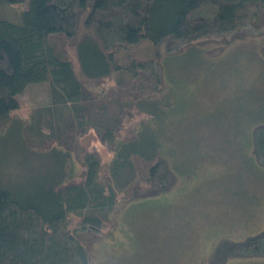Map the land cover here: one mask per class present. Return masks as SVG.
Listing matches in <instances>:
<instances>
[{"label":"trees","instance_id":"16d2710c","mask_svg":"<svg viewBox=\"0 0 264 264\" xmlns=\"http://www.w3.org/2000/svg\"><path fill=\"white\" fill-rule=\"evenodd\" d=\"M260 36L264 0H26L18 21L0 19V139L17 128L9 140L17 159L48 169L18 187L0 179V264H91L79 232L101 234L118 202L161 195L186 173L163 150L170 61L204 42L217 45L202 60L205 51L215 57L238 38ZM144 42L148 57L121 54ZM110 77L115 88L105 83ZM44 81L49 104L23 122L16 95ZM262 89L256 101L264 104ZM125 121L129 134L120 136ZM89 129L113 151L104 169L99 154L79 143ZM249 136L252 159L264 167V121ZM70 214L78 217L71 228ZM255 257L264 258V225L242 240L221 238L210 264Z\"/></svg>","mask_w":264,"mask_h":264},{"label":"rangeland","instance_id":"374dc122","mask_svg":"<svg viewBox=\"0 0 264 264\" xmlns=\"http://www.w3.org/2000/svg\"><path fill=\"white\" fill-rule=\"evenodd\" d=\"M24 8L26 0L0 2V19L18 21ZM54 44L62 51L60 37L54 38ZM215 45L199 44L196 51L169 64L172 104L166 112L171 123L165 124L163 150L170 155L169 163L175 167L181 163L180 170L187 169L188 175L178 170L175 185L161 195L118 202L101 234L79 232L91 264H210L221 238L242 240L263 228L264 167L252 159L249 135L255 123L264 121V104L256 101L258 89L264 91V59L259 57L264 36L238 38L217 56L205 51L206 58L200 59L202 51ZM125 53L153 54L146 42L121 52ZM105 81L115 84L112 77ZM110 92L115 95L114 89ZM16 97L19 108L14 114L29 121L33 108L49 104V84H28ZM128 125L126 121L120 124V136L129 134ZM16 130L0 139V179L14 187L32 173L48 171L45 166L34 170L37 166L31 162L28 167L26 161L17 159L18 153L9 146V140L17 138ZM35 140L31 139L33 145ZM79 143L99 154L103 169L113 156L93 129ZM34 155L31 161L36 160ZM47 162L52 164V159ZM80 169L74 160L73 171ZM77 221V216L69 215L70 228ZM225 264H264V258H235Z\"/></svg>","mask_w":264,"mask_h":264}]
</instances>
